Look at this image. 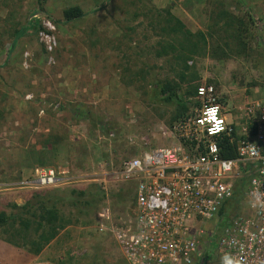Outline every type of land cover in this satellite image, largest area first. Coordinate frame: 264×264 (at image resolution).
<instances>
[{
    "label": "rangeland",
    "instance_id": "1",
    "mask_svg": "<svg viewBox=\"0 0 264 264\" xmlns=\"http://www.w3.org/2000/svg\"><path fill=\"white\" fill-rule=\"evenodd\" d=\"M72 7L85 16L66 23ZM36 12L58 27L56 67L46 65L36 33L15 39ZM169 13L204 39L170 34ZM203 84L234 108L264 98V0H0V211L19 216L17 224L33 221L23 207L35 197L70 222L41 258L5 242L0 229V262L127 264L117 234L133 228L137 207L133 190L110 174L167 146L164 133L184 107L185 117L193 114ZM167 85L173 91L164 94ZM178 89L180 102L171 99ZM57 103L68 111L53 110ZM49 170L57 182L38 183ZM233 205L200 224L197 264H221L225 226L248 209Z\"/></svg>",
    "mask_w": 264,
    "mask_h": 264
},
{
    "label": "built area",
    "instance_id": "2",
    "mask_svg": "<svg viewBox=\"0 0 264 264\" xmlns=\"http://www.w3.org/2000/svg\"><path fill=\"white\" fill-rule=\"evenodd\" d=\"M30 21L46 65L56 67V22L41 12ZM32 60L26 51L22 67L29 70ZM195 99L193 114L164 133L167 146L126 160L110 174L133 190L137 207L133 228L117 234L124 259L127 264H197L204 235L200 224L218 219L223 208L233 209L238 183L246 176L245 195L236 205L246 202L248 209H240L225 226L218 249L239 264H264V98L234 108L221 101L213 84H203ZM26 100H35L34 95ZM60 107L57 103L53 110ZM223 138L234 145L235 159H223ZM55 182V170L40 173L38 183Z\"/></svg>",
    "mask_w": 264,
    "mask_h": 264
},
{
    "label": "trees",
    "instance_id": "3",
    "mask_svg": "<svg viewBox=\"0 0 264 264\" xmlns=\"http://www.w3.org/2000/svg\"><path fill=\"white\" fill-rule=\"evenodd\" d=\"M63 16L65 22L70 23L83 18L85 13L79 7H72L66 9L63 12ZM165 28L169 29L170 34H183L188 38L201 37L204 39L205 37L203 33L193 35L190 31L186 30L185 24L172 13H169V18L166 22ZM24 31L27 32L28 29L25 28ZM34 32H36V28H34ZM21 34H25V32H18L16 37H21ZM192 54H195V52H192ZM186 58L188 59L189 57ZM184 64H187L186 60H184ZM197 88L195 89L194 95H196ZM172 91L173 88L170 85H167L162 90L164 94ZM181 92H183V89H178L175 93L173 92L171 99L178 102L182 101ZM187 94L190 95L192 92L187 91ZM184 109L185 110L182 113H179L176 117V121L185 117V111L188 109L187 107H184ZM58 110L63 111L67 109L65 106L61 105ZM219 144L222 149L221 155L223 159H235L237 157L236 149L228 138H223ZM247 184L248 177L245 176L238 183L234 202L239 203L243 199ZM34 199L29 201L26 206L23 207V209H26L28 214L34 218L33 221L30 219H21L19 224H17V220L20 218L19 216L9 215L4 211H0V229L2 230V236L5 242L18 247L22 244L26 247L30 246V249L34 254L40 255L47 246L60 236L61 232H63V230L70 225V222L65 221V219L60 216L57 209L48 208L44 200H40L38 203H35L33 202ZM226 211L227 208H223L220 215L225 214ZM32 229H34L33 232L37 238H31L32 236H30V233L32 232ZM27 239H29L28 243L25 241Z\"/></svg>",
    "mask_w": 264,
    "mask_h": 264
},
{
    "label": "crops",
    "instance_id": "4",
    "mask_svg": "<svg viewBox=\"0 0 264 264\" xmlns=\"http://www.w3.org/2000/svg\"><path fill=\"white\" fill-rule=\"evenodd\" d=\"M25 28L28 29L27 32L24 31ZM34 28H35L34 23L30 21V17H29V19L27 20L25 26H24L22 29L19 30V32H21V33H22V32H23V33L25 32V34H21V37H16L15 39H21V38H24V37H26V36H29V34L32 33V32H33V34H34V33H35V32H34ZM67 111H68V110H67ZM50 246H52V245L50 244ZM42 256H43V253L40 255L39 258H41ZM55 261H56V260H52V259L48 260V259H46L44 262H46V263L49 262L50 264H54ZM0 264H2V262H0Z\"/></svg>",
    "mask_w": 264,
    "mask_h": 264
},
{
    "label": "clouds",
    "instance_id": "5",
    "mask_svg": "<svg viewBox=\"0 0 264 264\" xmlns=\"http://www.w3.org/2000/svg\"><path fill=\"white\" fill-rule=\"evenodd\" d=\"M221 264H239V262L236 261L235 258L225 255L221 258Z\"/></svg>",
    "mask_w": 264,
    "mask_h": 264
}]
</instances>
